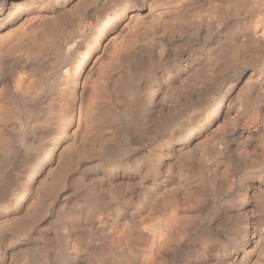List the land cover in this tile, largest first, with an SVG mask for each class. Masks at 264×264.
I'll use <instances>...</instances> for the list:
<instances>
[{
    "label": "bare ground",
    "instance_id": "1",
    "mask_svg": "<svg viewBox=\"0 0 264 264\" xmlns=\"http://www.w3.org/2000/svg\"><path fill=\"white\" fill-rule=\"evenodd\" d=\"M0 264H264V0H0Z\"/></svg>",
    "mask_w": 264,
    "mask_h": 264
},
{
    "label": "rangeland",
    "instance_id": "2",
    "mask_svg": "<svg viewBox=\"0 0 264 264\" xmlns=\"http://www.w3.org/2000/svg\"><path fill=\"white\" fill-rule=\"evenodd\" d=\"M10 29L12 30V28H10ZM10 29H9V30H10ZM59 34H60V33H59ZM39 40H40L39 42L41 43V40H42V39H39ZM37 41H38V40H37ZM37 41H36V42H37ZM42 41H43V40H42ZM36 42L34 41L33 44L30 43L32 46L35 47V48H33V47L31 48V46L29 45L31 49H36V48L40 47V46H36V45H40V43L38 44V42H37V43H36ZM43 42H44V41H43ZM43 45H44V44H43ZM41 46H42V43H41ZM50 48H51V47H49V50L53 49L54 47L51 48V49H50ZM53 51H54V50H53ZM51 52H52V50H51ZM53 53H54V52H53Z\"/></svg>",
    "mask_w": 264,
    "mask_h": 264
}]
</instances>
